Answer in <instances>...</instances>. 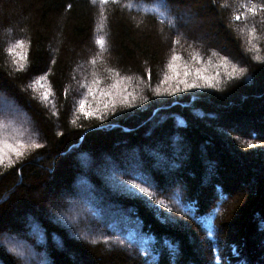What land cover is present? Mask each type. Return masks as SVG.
<instances>
[{"label": "trees", "instance_id": "1", "mask_svg": "<svg viewBox=\"0 0 264 264\" xmlns=\"http://www.w3.org/2000/svg\"><path fill=\"white\" fill-rule=\"evenodd\" d=\"M0 136V264H264V0H0Z\"/></svg>", "mask_w": 264, "mask_h": 264}, {"label": "snow or ice", "instance_id": "2", "mask_svg": "<svg viewBox=\"0 0 264 264\" xmlns=\"http://www.w3.org/2000/svg\"><path fill=\"white\" fill-rule=\"evenodd\" d=\"M102 2H104V0H102ZM169 0H157V5L160 8H164L168 5ZM250 11H252L253 13H255L256 9L252 8L250 9ZM236 19H239V17H236ZM174 23V22H173ZM24 41L23 40H17L14 47L15 48H19L23 46ZM97 43L100 45H103L104 41L103 39H99L97 40ZM10 54H14L12 52V49H9ZM213 55H216V53H213ZM20 59H23L26 61L27 59V54H21ZM179 59L178 56L173 55L172 56V61H175ZM23 67V65H21V68ZM169 68H174V64L173 63H169L168 65ZM237 71L239 72H243V69H239L237 70L236 66H233L232 68V72L236 73ZM191 73L185 69L183 75H184V79H176V83L174 85V88L176 91H180L181 90V85H183L184 89H189V88H200V87H213L214 84L210 83V78L203 76L201 74L200 70H196L195 72V78L189 80L187 79V77L190 75ZM231 75V74H230ZM40 79H43V77H41ZM171 79H175V77H170L168 75L165 76V81L171 80ZM203 80L204 83H200V81ZM89 91H91V89H89ZM123 100H127V97H123ZM84 101H80V104L83 105ZM112 106L115 107V101H113ZM97 111H99V109H97ZM84 115L86 117H90L92 115L91 112H84ZM97 118H102V115L98 116ZM32 147H40V145L38 144H33ZM25 148V145L20 142V141H16V142H10L6 137L0 136V164H3L5 160H7L9 166H11L13 164V161L11 159V154H15V156L17 158L21 157L23 155V152L21 151V149ZM112 181L114 184H117V186L126 192H132L133 189L138 190L139 193L144 194L146 197H152L154 195V193L152 191L149 190V187H144L142 186V184H149V180L146 176L140 174H136L135 172H133L132 174V179L128 180L127 182H123V181H117V178L115 176L111 177ZM139 180L140 182L137 183L136 181ZM157 204H163L164 202L162 200H157L156 201ZM70 220L75 221L74 217L69 216ZM22 247V246H19ZM13 252L16 253L17 256L23 257L24 256V251L18 250L17 246H14L11 249Z\"/></svg>", "mask_w": 264, "mask_h": 264}, {"label": "rangeland", "instance_id": "3", "mask_svg": "<svg viewBox=\"0 0 264 264\" xmlns=\"http://www.w3.org/2000/svg\"><path fill=\"white\" fill-rule=\"evenodd\" d=\"M179 20L181 21V23H183L184 25H189V24H191V23H195L196 21H198V19L194 16V15H192V14H190V13H183L181 16H179ZM7 106V105H6ZM10 107V106H9ZM152 154V157L151 158H153V160H154V165H156V166H160V168L162 167V165H160V163L157 161V157H156V155H154L153 153H151ZM135 155V156H134ZM131 156V155H130ZM131 159H126L128 162L126 163V164H123V160H121V159H119V161H121L122 162V165L126 168V167H130V166H132V167H138L137 165H140V163H136L137 162V158H136V154H132V156L130 157ZM126 162V161H125ZM110 164H111V168L113 169V167H114V165L115 164H113V163H111L110 162ZM135 164H137V165H135ZM116 166V165H115ZM118 166V165H117ZM165 174L167 175V173L165 172ZM70 204H71V209H74V204L72 203V201H70ZM195 246H197V248H198V250L200 251L201 249H200V245H199V243H196L195 244Z\"/></svg>", "mask_w": 264, "mask_h": 264}]
</instances>
